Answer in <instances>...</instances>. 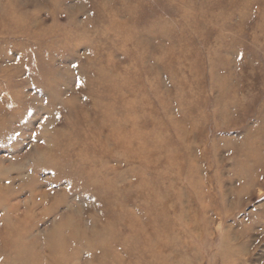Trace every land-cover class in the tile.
<instances>
[{"label":"rangeland","instance_id":"obj_1","mask_svg":"<svg viewBox=\"0 0 264 264\" xmlns=\"http://www.w3.org/2000/svg\"><path fill=\"white\" fill-rule=\"evenodd\" d=\"M103 244L264 264V0H0V264Z\"/></svg>","mask_w":264,"mask_h":264},{"label":"bare ground","instance_id":"obj_2","mask_svg":"<svg viewBox=\"0 0 264 264\" xmlns=\"http://www.w3.org/2000/svg\"><path fill=\"white\" fill-rule=\"evenodd\" d=\"M51 152V151H50ZM256 155L257 153L256 152H253V151H249V152H245L244 154V160H251L252 162L256 163L257 162V158H256ZM245 168L248 170L249 167L245 165ZM65 220V219H64ZM67 221V220H66ZM69 222V221H68ZM67 222V224H68ZM66 222L64 221V223H60L59 225H57V227H55L54 229H52L53 231L49 234L48 236V239H49V252L51 254H54L56 252H59V254H62L64 255V246H65V239H64V236L61 234L63 233V231L65 230L66 228V225L65 224ZM33 224V223H32ZM71 226L73 227V225L71 224ZM69 227V226H68ZM23 229V228H22ZM24 229H27L26 227ZM73 229V228H71ZM9 231V230H8ZM13 232V231H12ZM18 231H15V233H10V238L9 239H6L3 241V244L4 246L6 247H11L13 248V250L18 254V256H22L24 254L26 255H29L31 254V249H30V244H26L24 245L20 239L22 238L21 235L19 234V232L17 233ZM21 232V231H20ZM25 232V231H24ZM15 234V235H14ZM23 234V233H22ZM20 235V236H19ZM69 237H74L75 236V233H74V230H70L69 232ZM94 235H95V232H94ZM66 236V235H65ZM78 236V234L76 235ZM18 237V238H17ZM81 237V236H80ZM84 237V236H83ZM82 238V237H81ZM69 239V238H68ZM81 240V239H80ZM237 240V239H236ZM69 241V240H68ZM83 241V240H82ZM156 241V240H155ZM157 243V242H155ZM108 246H104V244L102 245V257H101V260H100V264H108V262L106 261L107 260V256L106 253L107 252V249ZM112 252V250H111ZM117 254L114 255V259L116 258ZM154 257V263L155 264H167L165 259L162 258L160 255H153ZM34 261V260H33ZM144 263V262H142Z\"/></svg>","mask_w":264,"mask_h":264}]
</instances>
